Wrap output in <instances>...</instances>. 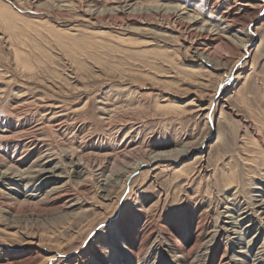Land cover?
<instances>
[{"label": "rangeland", "instance_id": "rangeland-1", "mask_svg": "<svg viewBox=\"0 0 264 264\" xmlns=\"http://www.w3.org/2000/svg\"><path fill=\"white\" fill-rule=\"evenodd\" d=\"M248 1L0 0V264H264Z\"/></svg>", "mask_w": 264, "mask_h": 264}, {"label": "bare ground", "instance_id": "bare-ground-1", "mask_svg": "<svg viewBox=\"0 0 264 264\" xmlns=\"http://www.w3.org/2000/svg\"><path fill=\"white\" fill-rule=\"evenodd\" d=\"M119 4V3H118ZM121 4V3H120ZM119 4V5H120ZM129 4V3H128ZM256 5V3L254 4L253 3V1L251 0V1H248V2H246L245 4H240V6H241V8H243V9H252V7H254ZM120 8V7H119ZM240 8V9H241ZM215 9V8H214ZM176 10V9H175ZM179 11V10H178ZM174 12V11H173ZM178 13V12H177ZM221 13V12H220ZM225 15V14H224ZM231 18H225V23H229V22H232V21H230L231 19H234V18H236L235 17V14H231V16H230ZM197 20V19H196ZM234 21V20H233ZM195 23V22H194ZM231 25H233V23L231 24ZM191 26H192V24H191ZM234 26V25H233ZM224 27V26H223ZM228 29H229V26H228ZM238 29V28H237ZM206 29H204V31H205ZM241 30V29H240ZM239 32V31H238ZM248 31H247V27L246 28H244L243 30H242V34H244V35H246L247 36V33ZM191 34V33H190ZM237 34V33H236ZM199 37V36H198ZM239 39V38H238ZM237 39V40H238ZM242 39V38H241ZM248 39V38H247ZM239 41H241L240 39H239ZM244 42H246L247 43V40L246 41H244ZM243 44H245V43H243ZM245 49H246V45L245 46H243ZM146 162V161H145ZM139 166V165H138ZM134 169H136V167L134 168ZM53 173V172H52ZM49 174V173H48Z\"/></svg>", "mask_w": 264, "mask_h": 264}]
</instances>
